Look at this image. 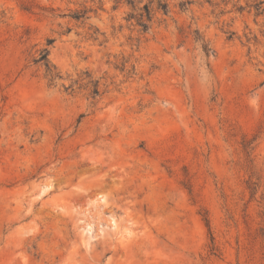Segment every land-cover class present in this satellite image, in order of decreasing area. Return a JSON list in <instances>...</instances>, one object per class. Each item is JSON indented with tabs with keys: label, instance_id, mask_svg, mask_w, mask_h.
<instances>
[{
	"label": "rangeland",
	"instance_id": "obj_1",
	"mask_svg": "<svg viewBox=\"0 0 264 264\" xmlns=\"http://www.w3.org/2000/svg\"><path fill=\"white\" fill-rule=\"evenodd\" d=\"M260 1L0 0V264H264Z\"/></svg>",
	"mask_w": 264,
	"mask_h": 264
},
{
	"label": "trees",
	"instance_id": "obj_2",
	"mask_svg": "<svg viewBox=\"0 0 264 264\" xmlns=\"http://www.w3.org/2000/svg\"><path fill=\"white\" fill-rule=\"evenodd\" d=\"M154 0H151L150 3H152ZM263 1H260L257 3L258 7L257 9H262L261 8V4ZM150 3H146L143 5V7L139 8V10L136 9L135 4H132L135 11L130 12L128 14L127 20L128 21H132L135 20L136 24L141 26L142 29L144 31H146L149 28V23L152 21L153 19V14H152V8ZM158 7L162 8L165 12L168 9V4L166 2H164V0H158ZM260 13V12H259ZM205 50L207 51V48H205ZM94 93L97 94L98 93V89L95 88ZM263 218H264V210H263ZM206 225L208 226L209 229H211V225H210V220L209 218L205 217L204 218Z\"/></svg>",
	"mask_w": 264,
	"mask_h": 264
}]
</instances>
